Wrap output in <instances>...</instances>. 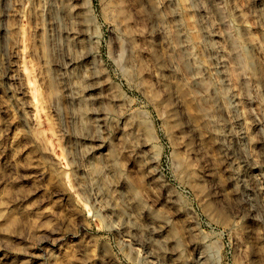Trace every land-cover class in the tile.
Wrapping results in <instances>:
<instances>
[{
    "label": "rangeland",
    "instance_id": "1",
    "mask_svg": "<svg viewBox=\"0 0 264 264\" xmlns=\"http://www.w3.org/2000/svg\"><path fill=\"white\" fill-rule=\"evenodd\" d=\"M118 1L0 0V264H264V0Z\"/></svg>",
    "mask_w": 264,
    "mask_h": 264
},
{
    "label": "bare ground",
    "instance_id": "2",
    "mask_svg": "<svg viewBox=\"0 0 264 264\" xmlns=\"http://www.w3.org/2000/svg\"><path fill=\"white\" fill-rule=\"evenodd\" d=\"M118 1V0H117ZM119 2V1H118ZM117 2V3H118ZM114 4H116V2L114 3ZM118 7V6H117ZM118 9H120V12H122V6H121V4H120V7L118 8ZM232 40V39H231ZM231 42V41H230ZM248 42H249V44L250 45H253V43H254V38L253 37H248ZM231 46H232V50H233V52H235V54H236V56H237V59L239 60V63L241 62V63H243V65H245L246 66V68L248 67V68H250L251 70H253V71H255L256 70V66H258V64L256 65V61H255V58H254V54L252 53L251 54V52H248V51H246V52H244V53H239L238 51V45H237V43H236V41L235 40H233L232 41V44H231ZM237 52H238V54H237ZM258 68V67H257ZM256 73H258V72H256Z\"/></svg>",
    "mask_w": 264,
    "mask_h": 264
}]
</instances>
